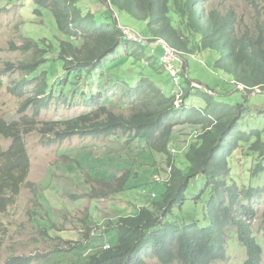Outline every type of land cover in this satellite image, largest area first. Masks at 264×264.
Segmentation results:
<instances>
[{
	"label": "trees",
	"instance_id": "1",
	"mask_svg": "<svg viewBox=\"0 0 264 264\" xmlns=\"http://www.w3.org/2000/svg\"><path fill=\"white\" fill-rule=\"evenodd\" d=\"M84 1L3 0L4 5L32 2L37 7L36 16L49 12L58 34L22 44L10 42L11 49L32 50V54L18 63H6L8 71L29 75L14 79L9 91L23 96L35 80L40 83L20 108L22 114L33 108L31 118L23 115L21 120L9 122L0 117V137L12 140L7 149L0 145V213L6 212L21 190L29 186L26 181L31 160L25 135L37 132L48 139L47 145L76 136L108 138L110 144L117 145L105 147L101 155L86 149L79 155L92 176L117 181L115 191L110 190L108 195L150 183L158 189L148 192L149 202L134 214L108 222L100 234L95 228L88 229L85 242L75 243V247L70 244V252L74 251L77 258L70 264H150L152 260L157 264H215L228 259L230 234H235L247 250L244 264H264V250L253 225L259 216L255 204L263 199L264 188L240 187L231 177L230 167L231 159L245 144L248 147L242 150V157L247 151L258 156L252 177L264 173V130H244L241 126L248 114H264V109L254 112L255 105H249L252 93L264 91V24L257 20L255 36L250 31L238 35L236 13L212 8L211 0H86L83 5ZM92 5L126 12L146 22L153 38L146 45L145 40L129 37L116 19L99 23L97 13L89 9ZM156 43L193 58L212 54L213 67L226 77L231 90L232 86L244 89L236 93H245V103L232 106L215 94L219 92L203 84L193 87L186 67L181 92L175 93L174 83L164 91L159 81L164 80L165 85V75L171 74H165L168 65H163L159 53L150 47ZM121 47L124 54L110 61ZM132 76L139 79L135 86L128 81ZM56 90L65 97L80 91L86 105L95 109L69 120L39 124L37 118L49 108ZM112 90L118 92L115 95L121 109L130 110L129 116L109 109L112 97L105 93ZM177 127L196 129V138L184 154L187 170L178 167L176 154L169 147ZM156 154L167 160L168 176L161 174ZM71 158L64 156L65 160ZM77 164L83 170L81 162ZM143 168L151 169L152 176L143 175ZM119 171L123 174L117 177ZM201 177L206 187L194 201L197 207L203 203L207 210L203 222L198 216L193 219L182 215L189 202L188 193ZM131 180L135 181L133 185ZM94 191L100 194L98 198L108 196ZM207 193L210 197L203 202ZM36 225L43 236L48 235V220ZM59 254L53 255L49 264H68ZM33 262L32 256H15L4 264Z\"/></svg>",
	"mask_w": 264,
	"mask_h": 264
},
{
	"label": "rangeland",
	"instance_id": "2",
	"mask_svg": "<svg viewBox=\"0 0 264 264\" xmlns=\"http://www.w3.org/2000/svg\"><path fill=\"white\" fill-rule=\"evenodd\" d=\"M82 4L86 5V0ZM210 5L212 8H218L223 12L233 10L236 13L239 23L238 35L250 31L255 36L257 35V20L260 19L261 23L264 24V0H211ZM36 8L32 2H11L4 5L3 0H0V117L9 122L21 120L23 115L31 118L34 113L33 108H30L25 114L20 112V108L40 83V81L35 80L23 96L14 95L9 91L8 88L14 79L29 75L18 70L15 72L8 71L6 63H18L30 58L32 54V50L11 49L10 42L22 44L28 39H51L58 34L53 16L47 11H44L43 16H36L34 12ZM89 9L97 13L99 23L106 19H116L119 27L138 35L137 38H134L137 41L145 40V44L148 45V41L153 38L146 22L135 19L126 12L111 11L101 6L98 7V5H92ZM150 47L154 52L159 53L160 62L163 63V57L169 55L168 48L159 43L151 44ZM123 54L124 51L121 47L109 60L120 58L119 56ZM213 62V55L209 53H205V57L199 58L179 53L166 66L168 71L165 74H171L170 77L165 75L166 84L164 85V80L159 81V84L164 91H168L170 85L174 83L176 88V92H174L180 93L181 83L185 81L183 73L184 67H186L189 79L194 81L193 87L203 84L211 91L219 92L215 94L222 96L223 102L232 106L243 105L246 101L245 93H236L241 87L232 86L234 90H231L230 85L226 82V77H221L220 73L213 67ZM160 77L163 75L161 74ZM138 80L133 76L128 79L133 86L137 85ZM117 93L116 90L105 93L108 97H112L109 100V109L117 114L129 116V109H121V103L115 95ZM80 95L79 91L71 96L67 94L65 97L61 95V90H56L55 98L51 101L49 108L41 112L37 121L39 124L64 121L92 112L95 108L88 107ZM194 98H192V103L198 105V100ZM249 99V105L252 108L255 105L254 112L264 109V93L249 97ZM177 105H180V102ZM241 126L244 130L253 128L264 130V114H248L247 121H243ZM195 132L196 129L189 127H177L174 130V139L169 147L176 154L177 165L182 170H187L189 167L184 154L190 144L194 142L196 136L193 135ZM47 140L37 132L25 135V143L31 160L30 172L26 181L29 186H25L21 190L15 203L6 212L0 213V257L2 264L15 256H32L34 257L33 264H49L50 260L54 258L53 255L58 253H60V260L68 264L73 263L77 258L73 253L74 251L70 252V244L75 247V243L85 242L84 238L88 229L95 228L97 230L95 233L100 234L106 230L108 222H114L121 215L134 214L149 200L148 192L158 189L157 185L150 183L147 186L133 187L132 190L123 191V194L116 196L108 195L110 190L115 191L117 181L114 178L99 179L92 176L87 164L84 163L85 159L80 158L82 150L86 149L89 153L94 152V154L101 155L105 147L117 145L110 144L108 138L94 139L76 136L63 143L55 142L51 145H47ZM11 143V139L0 137V145L3 149H7ZM136 147L135 145L134 148ZM247 147L243 144L231 159V177L237 181L240 187L254 186L258 188L261 186L264 188V173L257 177L251 175L258 163V156L249 151L243 157L240 155L242 150ZM126 152L124 153L125 157H127ZM67 155L72 156L71 161L64 159V156ZM155 158L158 161L161 174L168 176L167 160L157 154ZM137 160L144 163L140 159ZM77 161L81 162L83 170L87 173L80 169ZM75 169L77 170L72 173L71 171ZM121 174L123 171L117 172V177H120ZM142 174L151 177V169L143 168ZM100 182H110L112 185L106 187ZM134 183L135 181L131 180L130 185ZM93 187L98 192L108 196L98 198L100 194L95 192ZM205 187L206 182L203 177L195 181L188 193L189 202L185 206L184 213H182L184 217L196 219L198 216L201 222L205 220L207 210L203 203L197 207L194 201L201 196ZM209 197L210 194L207 193L203 202L207 201ZM255 208L259 216L253 224L254 232L256 237L260 239L264 250V193L263 199L255 204ZM197 210H199L198 215ZM47 220L50 222L49 236H43L36 223ZM227 250L229 252L228 259L215 264H244L247 250L235 234H230L228 237ZM149 263L157 264V261L152 260Z\"/></svg>",
	"mask_w": 264,
	"mask_h": 264
},
{
	"label": "bare ground",
	"instance_id": "3",
	"mask_svg": "<svg viewBox=\"0 0 264 264\" xmlns=\"http://www.w3.org/2000/svg\"><path fill=\"white\" fill-rule=\"evenodd\" d=\"M127 34V33H126ZM129 37H131L129 34H127ZM132 38V37H131ZM178 53L175 50L169 49V55L168 57L164 58V60L162 61L163 65H167L169 64V61L173 58L176 57Z\"/></svg>",
	"mask_w": 264,
	"mask_h": 264
},
{
	"label": "water",
	"instance_id": "4",
	"mask_svg": "<svg viewBox=\"0 0 264 264\" xmlns=\"http://www.w3.org/2000/svg\"><path fill=\"white\" fill-rule=\"evenodd\" d=\"M123 31L126 32L127 34H129L132 38H137V37H138L137 34L131 32V31L124 30V29H123ZM239 89L242 90V91L244 90L242 87L239 88ZM208 92L210 93V91H208ZM260 93H264V91L257 90V91H255L254 93H252V94L250 95V97H253V96H255V95H257V94H260Z\"/></svg>",
	"mask_w": 264,
	"mask_h": 264
},
{
	"label": "built area",
	"instance_id": "5",
	"mask_svg": "<svg viewBox=\"0 0 264 264\" xmlns=\"http://www.w3.org/2000/svg\"><path fill=\"white\" fill-rule=\"evenodd\" d=\"M159 180V179H158Z\"/></svg>",
	"mask_w": 264,
	"mask_h": 264
}]
</instances>
